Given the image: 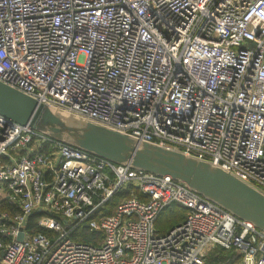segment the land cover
<instances>
[{
	"label": "built area",
	"instance_id": "2783aa9c",
	"mask_svg": "<svg viewBox=\"0 0 264 264\" xmlns=\"http://www.w3.org/2000/svg\"><path fill=\"white\" fill-rule=\"evenodd\" d=\"M0 82L264 194V0H0ZM0 200V264H205L214 246L264 264L263 231L181 182L1 115Z\"/></svg>",
	"mask_w": 264,
	"mask_h": 264
},
{
	"label": "water",
	"instance_id": "95a60500",
	"mask_svg": "<svg viewBox=\"0 0 264 264\" xmlns=\"http://www.w3.org/2000/svg\"><path fill=\"white\" fill-rule=\"evenodd\" d=\"M0 115L115 164L167 175L264 232V194L207 160L140 140L33 98L0 82ZM19 234L17 239H20Z\"/></svg>",
	"mask_w": 264,
	"mask_h": 264
},
{
	"label": "trees",
	"instance_id": "16d2710c",
	"mask_svg": "<svg viewBox=\"0 0 264 264\" xmlns=\"http://www.w3.org/2000/svg\"><path fill=\"white\" fill-rule=\"evenodd\" d=\"M127 191L115 192L113 197L106 204V214L111 212L112 207L122 197H127ZM13 212L14 209L11 205L7 204L5 200H0V211ZM185 210L178 206H171L164 209L157 217L155 222V230L158 233H165L184 218ZM38 215L34 212L31 216L35 218ZM35 231L44 232L41 228H36ZM101 235L99 233L87 232L84 228L74 233L71 237L79 239L82 242H89ZM238 260V257L232 251H226L218 246L212 247L204 256L205 264H234Z\"/></svg>",
	"mask_w": 264,
	"mask_h": 264
}]
</instances>
